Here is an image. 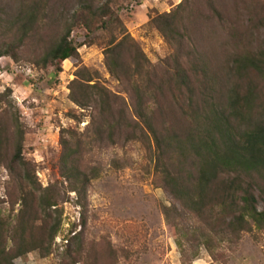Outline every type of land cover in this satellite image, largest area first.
<instances>
[{"label": "trees", "instance_id": "trees-1", "mask_svg": "<svg viewBox=\"0 0 264 264\" xmlns=\"http://www.w3.org/2000/svg\"><path fill=\"white\" fill-rule=\"evenodd\" d=\"M11 6L14 15L0 26V57L22 59L20 47L33 37L44 46L34 50V63L59 75L64 61L80 58L72 34L83 28L84 44L104 49L108 72L127 97L101 82L97 69L78 68L69 96L91 111L90 120L83 132L60 130L61 185L44 188L26 160L18 111L12 129L11 119L2 124L0 172L9 175V205L1 206L0 194V264L54 251L63 224L59 204L68 192L84 209L83 229L74 233L72 225L59 264H120L129 256L131 249L93 236L86 224L90 187L111 162L122 164L113 155L104 163L106 155L133 143L151 150L156 179L175 200L162 210L182 257L198 258L203 247L227 264L242 235L264 231V0H182L152 17L149 25L174 49L160 64L128 33L115 0H13Z\"/></svg>", "mask_w": 264, "mask_h": 264}, {"label": "rangeland", "instance_id": "rangeland-1", "mask_svg": "<svg viewBox=\"0 0 264 264\" xmlns=\"http://www.w3.org/2000/svg\"><path fill=\"white\" fill-rule=\"evenodd\" d=\"M181 1L115 0L128 33L140 43L153 64L162 63L174 53V49L149 25V21L158 14L169 12ZM11 5L13 0H0V8L3 7L0 10L1 28L7 26L14 15L15 7ZM52 21L46 20V23ZM1 28L0 43L4 36ZM85 32L83 28L74 30L72 38L80 45V58L64 61L63 71L59 75L54 74L53 68L44 69L34 63V50L39 46L40 51L44 46L33 37L34 42H25L20 47L25 58L0 57V94H5L0 102V129L3 130L2 124L7 119H11L8 126L12 129L18 113L26 130V160L34 165L44 188L55 181L60 185L63 182L58 167L62 152L60 130L65 127L83 132L90 120L91 111L80 108L69 96L70 85L78 68L86 66L97 69L101 82L127 97L108 72L104 49L95 44H84ZM47 33H52L51 27ZM36 38L40 39L39 35ZM111 155L120 159L122 164L116 167L112 165ZM104 163L111 165L106 167V173L101 178L93 182L88 192L90 205L86 230L93 236L109 237L115 245L131 249L129 256L121 258L120 264H224L223 261L214 260L203 247L198 258L191 255L182 257L175 241L174 228L166 222L162 210V206H170L175 200L156 179L155 162L148 146L133 143L126 148V152L119 151L118 155L111 151ZM0 177L3 182L0 194L6 200L1 206L8 208L9 198L5 194L4 184L9 179L6 170L0 172ZM68 193L70 199L59 204V210H63V224L53 244L54 251L43 256L41 251L35 250L17 257L15 264H59L72 225H77L74 233L83 229L81 221L84 209L75 203L76 193ZM259 208L264 209L262 202ZM119 252L124 255L126 251ZM227 264H264V231L242 235Z\"/></svg>", "mask_w": 264, "mask_h": 264}]
</instances>
